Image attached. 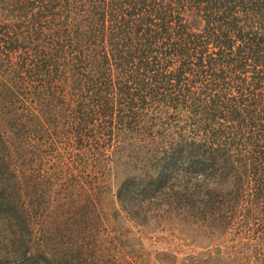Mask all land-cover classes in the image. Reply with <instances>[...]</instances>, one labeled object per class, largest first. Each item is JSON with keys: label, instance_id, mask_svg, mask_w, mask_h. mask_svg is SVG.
I'll return each mask as SVG.
<instances>
[{"label": "trees", "instance_id": "16d2710c", "mask_svg": "<svg viewBox=\"0 0 264 264\" xmlns=\"http://www.w3.org/2000/svg\"><path fill=\"white\" fill-rule=\"evenodd\" d=\"M24 1L12 5L22 20L72 10L60 22L71 21L67 33L73 41L52 50L42 47L34 61L46 63L21 65L50 83L51 77L61 78L58 61H73L72 82L74 75L78 82L72 88L79 95H71L77 100L70 105L69 128L55 134L64 154L51 160L46 176L22 170L36 161L26 157L31 141L25 142L39 137L46 124L57 125L50 113L59 105L41 101L38 90L31 93L29 101L40 114L23 123L27 131L21 132L23 117L0 114V219L11 232L7 240L18 242L11 254L23 256L17 264L50 258L52 233L43 235L42 229V244L30 247L36 221L77 239L81 231L72 229L96 220L92 212L101 202V208L109 202L119 207L114 222L121 214L147 222L151 208L162 220L177 219L182 233L207 243L211 259L221 255L219 263L249 245L219 241L211 248V240L256 218L264 233V0H35L34 9ZM242 18L251 24L256 18L257 32L244 34ZM11 35L5 41L15 52L9 44L17 38ZM217 67L222 70L216 77H198L207 79ZM225 69L232 81L224 78ZM69 80L60 82L70 85ZM18 88L0 87V113L26 96ZM49 90L50 84L44 92ZM110 91L116 98L105 101ZM88 95L96 98L93 107L82 99ZM39 138L46 144L49 136ZM238 215L240 225L234 222ZM101 218L109 221L107 214ZM262 238L251 250L254 264H264Z\"/></svg>", "mask_w": 264, "mask_h": 264}, {"label": "rangeland", "instance_id": "374dc122", "mask_svg": "<svg viewBox=\"0 0 264 264\" xmlns=\"http://www.w3.org/2000/svg\"><path fill=\"white\" fill-rule=\"evenodd\" d=\"M24 2L28 7H32L33 9L36 7L35 0H26ZM16 3L17 0H0V87L3 85L5 88H10L16 84V86L19 87L18 90L20 89L26 96L22 97V101L18 99L15 100L13 106H9L4 111L1 110L2 113L0 114L8 115L11 113L13 116L23 117L20 122L21 132L27 131V128H23V123L27 124L28 121H31L32 118L35 117L34 114H40L36 112L37 110L29 101V99L32 98L31 93L38 90L43 96L40 99L41 101L43 100L44 103H48L49 100L52 106L55 105V108L59 105L58 110L55 109L53 113H50L54 115L56 119L54 124L57 125L46 124L42 134L39 136L44 137L48 134L49 139L46 140V144H42L40 142L42 138L36 135L30 136V140L27 139L25 142L29 144V141H31L28 146V154L26 157L28 159L34 157L36 161L33 168H23L22 170H26V174L34 173L36 176H46L47 165L53 164L51 160L58 159L60 154H62V156L64 154L65 146L60 140H57L58 138L55 137V134L64 135V132L69 128L70 114L68 113L70 111V105L74 104L77 100L71 95H73V93L78 94L72 86L77 84L78 78L74 75L75 82L73 84V76L69 69L70 66L74 65L73 61H58L61 66V78L55 79L54 77V80H52L51 77L50 83L45 81L44 78L32 74V67L28 68L24 66L23 68L21 63H46L47 61H34V59H39L36 54H39L42 47H48L52 50L57 47V45H63V47H65L69 44V41H73V35L70 34L71 36L69 38V34L67 33L73 29L71 21L67 19L65 25H62V22H60L61 17L72 10L63 9L60 12L46 11L45 13L42 12L41 14H37L36 17L29 15L28 18L22 20L15 11L17 6L12 8V5ZM75 8L78 11L76 6ZM241 23L242 25L240 27L243 29L244 34L251 33V35H253L257 32V29L253 27L258 23L256 18L254 24H251L249 19L244 18L241 19ZM13 32L15 35H11ZM7 34H10L11 38H15V36L17 38L16 42H14L15 45L9 44L10 49L17 47L15 52H10L6 45L7 41H5V37ZM36 36H40V40H35ZM236 47L237 45L234 46L231 52L232 56ZM44 59L46 58H42V60ZM80 62L81 64L78 65H85V61ZM175 65H177V63L173 64L171 67ZM203 69H205V71L207 70L206 67ZM221 70L222 69H219V67L212 69L209 73H206L207 79L202 75L198 77L202 78L204 81L209 80L211 77H216ZM112 75L115 77L114 72ZM223 75L226 81H232L233 75L226 69ZM248 76H250L249 73H247L244 78L246 79ZM65 77L70 78V85L64 84ZM48 84H50L51 87L49 95L44 92ZM219 86L222 87L225 85L219 82ZM223 91L230 93L227 88H223ZM262 91H264V89H262ZM51 94L55 97L54 100L48 98ZM93 95H88L87 98L85 97L86 99L84 97L82 98L85 103L92 107L96 101ZM103 97L105 101L111 102L112 99L116 98V94H114V91H110L104 94ZM115 103L119 105L118 100ZM125 103L126 99L120 100V107L123 110L124 106L122 105H125ZM52 110L53 109H51V111ZM65 119H67V123ZM16 136L13 135V140L16 139ZM67 149L70 151V147ZM39 189L43 191L44 187ZM113 191L114 188H111L108 194L111 200H113ZM101 205L102 202L97 204V208L95 209L97 212H92L96 220L90 221L88 225L72 229L73 231H81V235L79 234L77 239H69L70 237H76L77 234L75 233L70 234L69 232L67 234V231L60 233L56 230L57 227L54 228L52 225L50 226V224L46 225L43 219L36 221L33 227L34 233L36 234L33 235V239L30 243L32 250L37 249L39 245L42 244V240L40 239L42 237L40 234L42 229L44 232L43 235H45L47 231V235L52 233L53 236V241L49 242V247L51 249L50 258L48 260L39 259L38 264H230L232 261H236V264H254L257 260L254 259L255 256H252L251 250L255 247L254 244L256 242L261 245L260 240L263 239L262 237L264 236V233L261 234L263 230L262 220H257L256 218L250 220L247 225L244 226L240 225L238 215L234 222H238L241 226L240 228H235L239 229V231L229 232L219 239H215L214 241L211 240L208 246L212 248L216 247L215 244L219 241V243L228 241L229 244H234L235 246L248 243L249 247H245L240 251H234L230 254V258L226 260L223 257L222 263H219L216 259L217 256L221 257V255L218 253H216V255L213 254L211 259V256L207 254L206 248H204L207 243L199 237L196 238L190 234L182 233L179 221L175 218H171V220H162L157 217L159 214H157L156 210L151 208V211L148 213L147 222L139 223L127 218L125 214H121L120 222H114L112 221V215L115 210H119V207L114 203L112 204V202H109L107 206L103 203L104 206L102 208ZM69 210H72V208ZM103 214H107L109 221L101 218ZM60 222L61 220L57 218V226L60 225ZM3 223L5 224V222L0 219V264L21 263L23 261V256L20 254L11 256L18 242H16V244L14 240H7L6 237H10L9 233L11 232L8 227H6V224L4 225ZM60 228H63V226H60ZM53 230H56L55 236L53 235ZM84 232L86 234H84ZM67 247L71 249V251L62 252V250ZM79 248L81 252L79 253L80 256H74L72 252ZM62 253H66V255L62 256Z\"/></svg>", "mask_w": 264, "mask_h": 264}]
</instances>
